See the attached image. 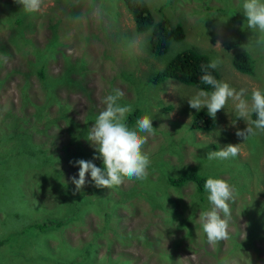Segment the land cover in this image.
<instances>
[{"label": "rangeland", "instance_id": "rangeland-1", "mask_svg": "<svg viewBox=\"0 0 264 264\" xmlns=\"http://www.w3.org/2000/svg\"><path fill=\"white\" fill-rule=\"evenodd\" d=\"M144 1L154 20L166 18L184 32L160 58L148 53L147 33L134 31L118 0H44L38 12L0 0V133L6 135L0 140V264H248L246 257L264 264V132L237 137L248 121L237 118L231 99L213 129L189 130L196 110L188 100L197 90L173 80L147 82L175 53L193 48L210 62L220 58V81L247 89L250 101L253 88L264 89V34L249 29L245 16L232 22L219 9L237 6L244 15V0ZM228 40L237 47L225 50ZM44 47L52 50L38 62L43 79L51 78L47 85L32 63ZM236 52L253 60L250 76L231 67ZM114 89L124 93L121 106L133 109L127 117L136 112L129 128L153 117L155 134L140 133L148 137V178L103 189L87 176L77 192L74 162L98 156L88 131ZM20 136L26 142L13 155L9 138ZM239 143L236 157L207 159L210 151ZM93 163L103 167L100 159ZM189 171L235 186L228 240L210 244L203 232L207 192L199 202L193 183H167Z\"/></svg>", "mask_w": 264, "mask_h": 264}, {"label": "clouds", "instance_id": "clouds-1", "mask_svg": "<svg viewBox=\"0 0 264 264\" xmlns=\"http://www.w3.org/2000/svg\"><path fill=\"white\" fill-rule=\"evenodd\" d=\"M16 2L28 12L41 11L44 4V0H16ZM242 8L248 28L264 34V0H244ZM217 45L220 47L219 43ZM244 47H250V45L247 44ZM221 63L223 61L216 58L207 67L216 69ZM201 80L204 84L210 85L213 91H197L188 100L190 108L197 112L206 108L208 116L214 119L231 99L237 118L248 121L247 127L243 131H237L236 136L246 141L257 135L258 131L264 132V89L253 88L249 101L245 98L247 89L241 88L237 91L228 83L218 81L207 73L201 77ZM123 96L124 93L120 89H114L113 94L107 95L103 100L105 109L98 114L95 123L88 131L87 140L92 146L95 145L98 156H93L92 160L80 159L74 162V166L79 168L78 179L73 177L71 182L75 185L77 192L86 186L87 176H90L97 188L103 189L118 187L124 183L125 179L148 178L151 160L143 151L148 137L140 133L155 134L152 126L153 117L144 115L137 120L135 128H129L125 121L133 109L131 105L121 106L119 101ZM253 114L256 116L255 120L251 119ZM241 144H229L221 150L210 151L207 159L211 161L234 158L240 154ZM96 159L102 160V168L93 163ZM204 189L207 192L210 209L200 213L199 222L208 243L217 244L230 238L229 225L233 219L231 203L235 200L236 189L224 179L211 177L204 182ZM246 258L248 264H251L250 258ZM220 264H227V262L221 261Z\"/></svg>", "mask_w": 264, "mask_h": 264}, {"label": "trees", "instance_id": "trees-1", "mask_svg": "<svg viewBox=\"0 0 264 264\" xmlns=\"http://www.w3.org/2000/svg\"><path fill=\"white\" fill-rule=\"evenodd\" d=\"M122 3L127 13L130 15L133 22L134 31L138 34L147 33L146 47L148 53L151 56L157 58L161 57L168 52V49L172 43L180 42L184 37V32L180 24H172L166 18H160L159 20H154L151 15L144 0H118ZM222 3L225 1L229 4L228 0H220ZM221 13L228 16L232 22L241 23L244 20V15L236 7H225L219 8ZM16 24L22 23V16L15 18ZM20 31V30H19ZM21 32V31H20ZM18 32V34H20ZM264 37V35H263ZM7 42V40H6ZM24 43V42H23ZM30 44V41H29ZM25 45V44H24ZM238 45L237 40H228L222 43V47L225 50L235 49ZM32 46V45H30ZM35 49H33L34 51ZM3 51L0 48V52ZM52 50L50 48L44 47L39 51L38 54H33V64H37L33 69V73L42 82H51V78L43 79L44 76L41 74V69L38 62L45 60L51 56ZM210 63L208 56L193 48H186L182 51L175 53L160 69L158 72L153 74L148 78L147 82L153 83L154 85L161 84L166 80H173L184 86H189L195 90L213 91L210 85H206L201 80L204 74L212 75L216 80L220 81V76L217 69L208 68L207 65ZM30 64V63H29ZM69 66V62L65 63ZM231 67L238 73L250 76L254 69L253 60L248 54L244 52L233 53L230 60ZM29 68V67H28ZM30 74L29 71H24ZM26 87V84L24 83ZM25 95V94H24ZM27 99V98H26ZM38 114V113H37ZM136 119V112H133L126 119L127 126H131L132 122ZM191 122L188 125L189 130L206 132L217 126V121L208 116L207 111L200 110L195 111L191 115ZM252 120L256 119L255 114L251 117ZM6 135L0 133V140H4ZM13 142L14 148L10 149L9 153L13 155H18L25 144L26 137L20 136L19 138L13 140L12 137L9 138ZM16 153V154H15ZM201 174V173H200ZM207 176L205 174L198 175L192 171L180 174L176 178L168 179L167 183L170 186L180 187L185 183H193L195 186L196 196L199 202L203 200V194L206 192L204 189V182ZM66 190L64 191V193ZM59 222L55 225L59 226ZM1 244V243H0Z\"/></svg>", "mask_w": 264, "mask_h": 264}]
</instances>
